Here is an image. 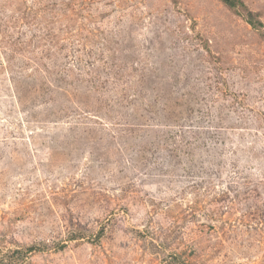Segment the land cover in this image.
<instances>
[{
    "label": "rangeland",
    "instance_id": "374dc122",
    "mask_svg": "<svg viewBox=\"0 0 264 264\" xmlns=\"http://www.w3.org/2000/svg\"><path fill=\"white\" fill-rule=\"evenodd\" d=\"M0 0V264H264V0Z\"/></svg>",
    "mask_w": 264,
    "mask_h": 264
},
{
    "label": "trees",
    "instance_id": "16d2710c",
    "mask_svg": "<svg viewBox=\"0 0 264 264\" xmlns=\"http://www.w3.org/2000/svg\"><path fill=\"white\" fill-rule=\"evenodd\" d=\"M222 1L228 7L236 8L240 13H247L250 16L249 21L254 27L261 26L259 21L257 23L254 21L255 20L254 14L252 12H249V10H247L246 5L244 4L243 1L241 0H222Z\"/></svg>",
    "mask_w": 264,
    "mask_h": 264
}]
</instances>
